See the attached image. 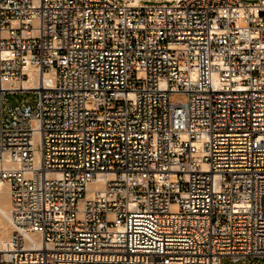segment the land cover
<instances>
[{"label":"built area","instance_id":"1","mask_svg":"<svg viewBox=\"0 0 264 264\" xmlns=\"http://www.w3.org/2000/svg\"><path fill=\"white\" fill-rule=\"evenodd\" d=\"M0 179V264H259L264 0H0Z\"/></svg>","mask_w":264,"mask_h":264},{"label":"rangeland","instance_id":"2","mask_svg":"<svg viewBox=\"0 0 264 264\" xmlns=\"http://www.w3.org/2000/svg\"><path fill=\"white\" fill-rule=\"evenodd\" d=\"M243 1H252V0H243ZM151 3H157L155 1H152ZM182 100L186 101L187 100V94L183 92H177V93H172L171 94V100ZM39 102V92L37 90L29 91V92H17V93H8L5 95V100L4 104L9 105V106H18V105H24V104H30L33 108L37 106ZM8 191V185H7V190ZM8 193V192H7ZM6 195V193L4 192ZM4 195V196H5ZM7 222H5L6 224ZM9 223L6 224V227L8 226ZM8 230V235L11 236V231L12 227L9 226L7 227ZM248 260H243L242 263H246ZM255 262V261H253ZM259 264H264V260H261Z\"/></svg>","mask_w":264,"mask_h":264},{"label":"bare ground","instance_id":"3","mask_svg":"<svg viewBox=\"0 0 264 264\" xmlns=\"http://www.w3.org/2000/svg\"><path fill=\"white\" fill-rule=\"evenodd\" d=\"M33 83V80L26 81L25 85H30ZM7 182L0 179V249L9 250L12 248V239L11 236L8 235V230L6 224L9 223L11 218V208H10V199H9V191L7 190ZM6 193V195L4 194ZM5 195V196H4ZM5 222H7L5 224Z\"/></svg>","mask_w":264,"mask_h":264}]
</instances>
